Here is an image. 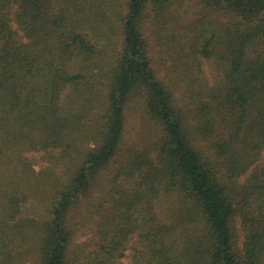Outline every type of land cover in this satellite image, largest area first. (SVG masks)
Listing matches in <instances>:
<instances>
[{
  "label": "trees",
  "instance_id": "1",
  "mask_svg": "<svg viewBox=\"0 0 264 264\" xmlns=\"http://www.w3.org/2000/svg\"><path fill=\"white\" fill-rule=\"evenodd\" d=\"M185 5L0 0V264H264V0Z\"/></svg>",
  "mask_w": 264,
  "mask_h": 264
},
{
  "label": "rangeland",
  "instance_id": "2",
  "mask_svg": "<svg viewBox=\"0 0 264 264\" xmlns=\"http://www.w3.org/2000/svg\"><path fill=\"white\" fill-rule=\"evenodd\" d=\"M197 0H186V5L184 7V9H187L189 12L193 11V6L191 4H194ZM183 9V7H182ZM139 111L140 110H134L131 111L128 115V126H129V130L127 132L126 138L127 141H129V144H131L133 147H135L136 149H140L141 151H144V149L146 147H148L150 145V142L148 141L147 143L145 142L146 138L148 137L147 132L145 131V126L142 127L143 123H140V116H139ZM142 127V129H141ZM89 132L84 131L83 128L80 129V135L84 136L88 135ZM147 136V137H146ZM90 139V138H88ZM140 139H144V141H141ZM152 153V152H151ZM36 155V154H35ZM151 155H155V153L151 154ZM42 164H40L38 167H41ZM169 199V198H168ZM171 201V199H169ZM157 209L158 212L160 213V215L163 217V214L165 215V217H167L168 215H171L169 210L167 209V199L162 197L159 202L157 203ZM170 218H167L165 220H169ZM83 239V237L81 238ZM33 254H29L27 255V264H35L36 259H35V255L32 256ZM120 264H132L131 263V259L127 256L125 258H123L120 262Z\"/></svg>",
  "mask_w": 264,
  "mask_h": 264
}]
</instances>
